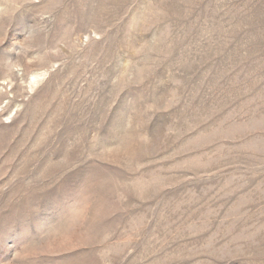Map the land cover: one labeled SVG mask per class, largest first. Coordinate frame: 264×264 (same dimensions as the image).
Returning a JSON list of instances; mask_svg holds the SVG:
<instances>
[{
  "label": "rangeland",
  "instance_id": "1",
  "mask_svg": "<svg viewBox=\"0 0 264 264\" xmlns=\"http://www.w3.org/2000/svg\"><path fill=\"white\" fill-rule=\"evenodd\" d=\"M0 264H264V0H0Z\"/></svg>",
  "mask_w": 264,
  "mask_h": 264
}]
</instances>
